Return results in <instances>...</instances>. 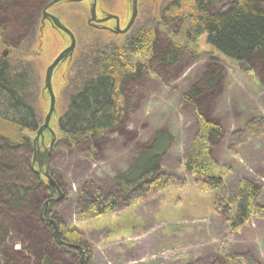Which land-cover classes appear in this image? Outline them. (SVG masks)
I'll use <instances>...</instances> for the list:
<instances>
[{
	"label": "trees",
	"instance_id": "16d2710c",
	"mask_svg": "<svg viewBox=\"0 0 264 264\" xmlns=\"http://www.w3.org/2000/svg\"><path fill=\"white\" fill-rule=\"evenodd\" d=\"M48 1L0 0V46L20 48L23 41L9 42L7 38L30 29L35 14L39 17ZM152 2L157 5L143 10L140 19L137 13L130 30L119 41L108 39L105 32H95L98 36L94 39L79 43L60 90L61 108L59 112L56 108L49 121L55 126L53 149L86 144L83 150L92 159L102 157L99 142L125 119L136 99L137 84L147 73L157 75L155 69L163 78L169 68L180 63L184 50L192 51L190 45L202 34L221 55L264 80V0ZM161 28H169V34L161 33ZM33 69V62L0 58V264H77L82 251L85 257L79 264H90L87 239L57 217L54 209L58 202L45 205L43 217L56 222L59 238L54 225L41 218L42 205L57 193L52 183L32 170L28 157L31 136L42 123ZM220 73L211 65L183 95L198 119L200 135L181 165L195 175V189L214 192L213 209L229 238L250 218L264 219V203L258 202L261 186L248 179L241 181L230 198L223 174L206 162L211 149L225 136L221 123L206 116V98L210 100L217 88ZM263 134L264 116L251 118L231 133L229 150L236 152L252 136ZM174 141L167 127L158 128L137 147L128 168L106 185L86 181L74 200L76 220L133 206L167 188H184L185 178L162 169ZM49 174L59 187L53 172ZM36 245L38 253L34 251ZM186 264L257 263L249 252L221 248L211 259Z\"/></svg>",
	"mask_w": 264,
	"mask_h": 264
},
{
	"label": "rangeland",
	"instance_id": "374dc122",
	"mask_svg": "<svg viewBox=\"0 0 264 264\" xmlns=\"http://www.w3.org/2000/svg\"><path fill=\"white\" fill-rule=\"evenodd\" d=\"M138 1L139 19L143 10L157 5L152 0ZM90 5V0L63 1L49 8V12L70 29L75 38L71 57L60 62L52 72L54 112L57 107L58 112L61 108L60 90L79 43L94 39L100 32L116 41L125 35L88 25ZM109 14L118 16L119 26L124 28L131 16V0H97V18ZM103 25L112 29L115 21L109 19ZM29 28L7 38L9 42L24 43L19 45L20 48L0 46V58L34 63L33 73L38 85L36 105L41 108L43 122L49 107V96L44 87L45 69L70 40L50 22H42L37 13ZM160 32L169 34V28H161ZM190 47L192 51L184 50L180 63L169 68L163 78L155 69L157 75L147 73L137 84L136 99L125 119L99 142L102 157L92 159L83 150L86 144L52 150L48 172H53L62 193L54 212L68 228L83 233L90 247V264H186L196 259H211L221 248L227 252H249L257 264H264V219L250 218L228 238L221 217L213 209L214 192L195 189V175L181 165L186 152L200 135L198 119L183 95L211 65L216 66L221 73L210 100L206 98V116L221 123L225 136L211 149L206 162L212 170L223 174L230 198L241 181L248 179L261 186L258 202L264 203V134L252 136L236 152L229 150L232 132L242 128L249 119L264 116V80L221 55L207 43L205 34L198 36ZM4 50H8L5 56L2 55ZM49 126L56 137L52 121ZM161 127H167L175 137L167 158L162 162V169L182 176L187 185L167 188L133 206L119 207L93 219L76 220L74 200L81 186L86 181L106 185L111 177L128 168L137 147ZM34 137L35 134L31 136L32 140ZM43 139L48 145L50 134L44 133ZM20 154L24 155L23 152ZM32 155L33 151L28 155L30 160ZM36 246L34 251L38 253L39 245Z\"/></svg>",
	"mask_w": 264,
	"mask_h": 264
},
{
	"label": "water",
	"instance_id": "95a60500",
	"mask_svg": "<svg viewBox=\"0 0 264 264\" xmlns=\"http://www.w3.org/2000/svg\"><path fill=\"white\" fill-rule=\"evenodd\" d=\"M75 2V1H82V0H49L42 8V19H48L51 21L52 25L58 28L59 30L63 31L66 33L69 37L70 43L69 45L64 48L53 60L52 62L46 67L45 69V75H44V87L48 93L49 96V107L48 111L45 114L43 118V122L39 125L38 129L36 130L35 137L32 141V149H33V155L31 159V167L34 170V172L40 176L41 174L55 186L56 189V197L49 198L47 201L44 202V204L41 207V218L43 221H49L51 222L59 236V230L56 222L50 218H44L43 217V209L47 203H57L61 198H62V193L59 189V187L56 185L55 181L50 177L48 173V159L51 153V150L54 145L55 141V136L52 131V129L49 126V121L50 118L55 110V95L53 93L52 89V83H51V77H52V72L54 68L62 61L65 59L71 57L74 47H75V38L73 33L71 32L70 29H68L64 24L60 22V20L48 12V8L54 5L55 3L58 2ZM91 5H90V17L88 19V23H91L92 25H97L98 23H103L108 21L109 19H113L115 21V27L111 29V31L115 34H124L129 29L131 28L132 24L135 21V18L137 16V0H131V16L129 21L127 22L126 26L124 28H120L119 26V18L116 15L109 14L103 18H97L96 16V1L97 0H90ZM8 50H4L2 52V55L5 56ZM44 133H49L50 134V141L48 145L44 146L42 150L39 148V142L42 143ZM36 166V168H34ZM85 257V253L82 251V254L78 260L79 264Z\"/></svg>",
	"mask_w": 264,
	"mask_h": 264
},
{
	"label": "flooded vegetation",
	"instance_id": "af4514ba",
	"mask_svg": "<svg viewBox=\"0 0 264 264\" xmlns=\"http://www.w3.org/2000/svg\"><path fill=\"white\" fill-rule=\"evenodd\" d=\"M50 8V7H49ZM49 8L47 9L48 10V12H49ZM42 12V11H41ZM40 19H41V21L42 22H44V21H48V22H50L51 23V21L50 20H48V19H42V13H41V15H40ZM104 23V22H103ZM103 23H98L97 25H92L91 23H88V21H87V24L88 25H90V26H92V27H97V28H100V29H103V30H106V31H109L108 33H112V34H115V33H113L112 31H111V28H108V27H106V26H104L103 25ZM52 24V23H51ZM133 25V24H132ZM61 31V30H60ZM126 33H128V31L126 32ZM126 33H124V34H126ZM44 138V137H43ZM43 141H44V139H43ZM42 141V143L41 142H39V148H40V150H42L43 148H44V146H46L45 144H44V142ZM49 143V142H48ZM52 150H53V148H52ZM52 150H51V153H52ZM32 151H33V149H32ZM51 153H50V156H51ZM49 156V157H50ZM30 164H31V160H30ZM32 168V167H31ZM34 168H36V166H34ZM33 170V169H32ZM34 171V170H33ZM49 173V172H48ZM50 175V174H49ZM40 176H43L42 174L40 175ZM44 177V176H43ZM48 204V203H47ZM46 204V205H47Z\"/></svg>",
	"mask_w": 264,
	"mask_h": 264
}]
</instances>
